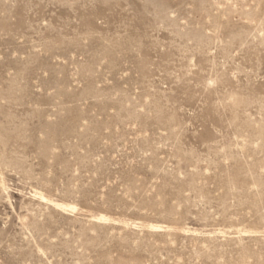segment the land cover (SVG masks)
<instances>
[{
	"label": "rangeland",
	"instance_id": "rangeland-1",
	"mask_svg": "<svg viewBox=\"0 0 264 264\" xmlns=\"http://www.w3.org/2000/svg\"><path fill=\"white\" fill-rule=\"evenodd\" d=\"M0 264H264V0H0Z\"/></svg>",
	"mask_w": 264,
	"mask_h": 264
},
{
	"label": "bare ground",
	"instance_id": "bare-ground-1",
	"mask_svg": "<svg viewBox=\"0 0 264 264\" xmlns=\"http://www.w3.org/2000/svg\"><path fill=\"white\" fill-rule=\"evenodd\" d=\"M152 226L156 227L155 225H152Z\"/></svg>",
	"mask_w": 264,
	"mask_h": 264
}]
</instances>
